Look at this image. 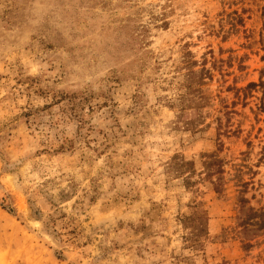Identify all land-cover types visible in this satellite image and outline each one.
Here are the masks:
<instances>
[{
	"label": "rangeland",
	"instance_id": "1",
	"mask_svg": "<svg viewBox=\"0 0 264 264\" xmlns=\"http://www.w3.org/2000/svg\"><path fill=\"white\" fill-rule=\"evenodd\" d=\"M262 102L264 0H0V264H264Z\"/></svg>",
	"mask_w": 264,
	"mask_h": 264
},
{
	"label": "trees",
	"instance_id": "2",
	"mask_svg": "<svg viewBox=\"0 0 264 264\" xmlns=\"http://www.w3.org/2000/svg\"><path fill=\"white\" fill-rule=\"evenodd\" d=\"M262 111H264V102H262ZM240 192V191H239ZM248 199L241 194L238 196L236 202L229 204L232 209L229 218L239 219L238 225L245 230L248 226H258L257 228H264V208H254L251 205L246 206ZM205 204V203H204ZM242 213V215L240 214Z\"/></svg>",
	"mask_w": 264,
	"mask_h": 264
}]
</instances>
